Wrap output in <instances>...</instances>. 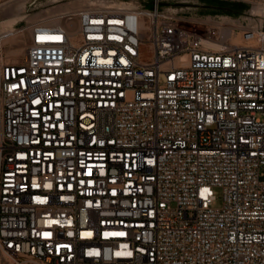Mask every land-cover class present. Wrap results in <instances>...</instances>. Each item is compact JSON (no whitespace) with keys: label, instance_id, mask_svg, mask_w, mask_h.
Here are the masks:
<instances>
[{"label":"built area","instance_id":"built-area-1","mask_svg":"<svg viewBox=\"0 0 264 264\" xmlns=\"http://www.w3.org/2000/svg\"><path fill=\"white\" fill-rule=\"evenodd\" d=\"M233 1L263 14L107 0L15 24L0 264H264V0Z\"/></svg>","mask_w":264,"mask_h":264},{"label":"rangeland","instance_id":"rangeland-1","mask_svg":"<svg viewBox=\"0 0 264 264\" xmlns=\"http://www.w3.org/2000/svg\"><path fill=\"white\" fill-rule=\"evenodd\" d=\"M94 1L99 0H25V8L22 12L23 19H20L18 27L24 25L27 22L36 20L44 16H54L56 13H61V9L71 3H84V5H94ZM105 1L107 0H100ZM228 2L230 6L236 5L229 12L225 10L214 9L212 6L218 2L216 0H166V3L177 5L183 4V10L185 13L193 17H198L203 20H219L222 23L234 26L244 25L246 23L254 24L258 14L253 12L254 5L247 1H233V0H220ZM83 6V5H82ZM81 7V6H80ZM9 18L8 15L1 16V20L5 21ZM249 19H252L251 21ZM15 28V25H14ZM24 56V55H22ZM20 58H23V57ZM218 196L220 192L218 191ZM221 199L218 197L217 203L220 204Z\"/></svg>","mask_w":264,"mask_h":264},{"label":"bare ground","instance_id":"bare-ground-1","mask_svg":"<svg viewBox=\"0 0 264 264\" xmlns=\"http://www.w3.org/2000/svg\"><path fill=\"white\" fill-rule=\"evenodd\" d=\"M25 0H14L10 2L0 3V18L3 15H8L9 18L5 21L0 19V56L3 59H8L10 61H18L20 57L25 54V45L27 41L23 36L15 35L14 25L20 20L23 19L22 12L25 8ZM95 5H105L108 4L105 1H94ZM86 6L84 3H71L66 5L61 9L62 12H66L70 9ZM61 12V13H62ZM253 12L255 14H263V7L261 5H254ZM58 13H56L57 15ZM60 14V13H59ZM252 19H250L251 21ZM12 35L3 38L4 34ZM213 48L219 49L220 45L216 43L210 44ZM23 57V56H22Z\"/></svg>","mask_w":264,"mask_h":264},{"label":"trees","instance_id":"trees-1","mask_svg":"<svg viewBox=\"0 0 264 264\" xmlns=\"http://www.w3.org/2000/svg\"><path fill=\"white\" fill-rule=\"evenodd\" d=\"M218 3L214 6H212V8L214 9H219V10H225L226 12H229L232 8L236 7V5L238 4H234V6H230V4L228 2H223L220 0H216Z\"/></svg>","mask_w":264,"mask_h":264},{"label":"snow or ice","instance_id":"snow-or-ice-1","mask_svg":"<svg viewBox=\"0 0 264 264\" xmlns=\"http://www.w3.org/2000/svg\"><path fill=\"white\" fill-rule=\"evenodd\" d=\"M36 103H37V104H39L40 102H39V101H36ZM113 194H115V193H113ZM45 235H50V233H46ZM119 235L123 236V235H124V233H123V232H121V233H119ZM129 255H131V253H129Z\"/></svg>","mask_w":264,"mask_h":264},{"label":"water","instance_id":"water-1","mask_svg":"<svg viewBox=\"0 0 264 264\" xmlns=\"http://www.w3.org/2000/svg\"><path fill=\"white\" fill-rule=\"evenodd\" d=\"M263 29H264V19H263Z\"/></svg>","mask_w":264,"mask_h":264},{"label":"crops","instance_id":"crops-1","mask_svg":"<svg viewBox=\"0 0 264 264\" xmlns=\"http://www.w3.org/2000/svg\"><path fill=\"white\" fill-rule=\"evenodd\" d=\"M53 16V15H52Z\"/></svg>","mask_w":264,"mask_h":264}]
</instances>
